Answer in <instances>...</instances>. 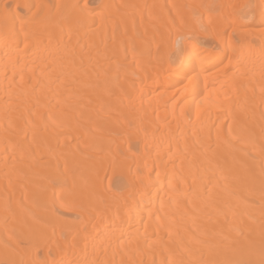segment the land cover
Masks as SVG:
<instances>
[{
	"label": "bare ground",
	"instance_id": "obj_1",
	"mask_svg": "<svg viewBox=\"0 0 264 264\" xmlns=\"http://www.w3.org/2000/svg\"><path fill=\"white\" fill-rule=\"evenodd\" d=\"M0 264H264V0H0Z\"/></svg>",
	"mask_w": 264,
	"mask_h": 264
},
{
	"label": "rangeland",
	"instance_id": "obj_2",
	"mask_svg": "<svg viewBox=\"0 0 264 264\" xmlns=\"http://www.w3.org/2000/svg\"><path fill=\"white\" fill-rule=\"evenodd\" d=\"M199 18H201V17H199ZM198 20H200V21L203 23L202 25L204 26L203 17H202V19H198ZM202 25H201V26H202ZM203 26H202V27H203ZM205 28H206V27H205ZM205 28H204V29H205ZM202 29H203V28H202ZM204 29H203V30H204ZM204 32H205V31H204Z\"/></svg>",
	"mask_w": 264,
	"mask_h": 264
}]
</instances>
